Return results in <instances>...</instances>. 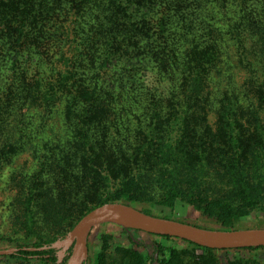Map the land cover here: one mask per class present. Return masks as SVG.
I'll use <instances>...</instances> for the list:
<instances>
[{"label": "trees", "instance_id": "16d2710c", "mask_svg": "<svg viewBox=\"0 0 264 264\" xmlns=\"http://www.w3.org/2000/svg\"><path fill=\"white\" fill-rule=\"evenodd\" d=\"M22 135L74 140L36 155L32 182H15L32 240L4 242L20 249L0 264H67L72 248L60 258L49 245L106 202L167 218L152 206L186 204L201 218L178 220L221 229L248 228L258 210L264 227V0H0V175ZM50 218L71 227L38 237ZM184 241L204 253L152 242L149 261L264 264V246L219 258ZM109 254L103 246L97 264Z\"/></svg>", "mask_w": 264, "mask_h": 264}, {"label": "rangeland", "instance_id": "374dc122", "mask_svg": "<svg viewBox=\"0 0 264 264\" xmlns=\"http://www.w3.org/2000/svg\"><path fill=\"white\" fill-rule=\"evenodd\" d=\"M214 117V116H213ZM21 150L13 157L12 164L6 166V170L0 175V248H6L9 243H4L10 240H20L27 242L32 240L29 236L28 228L21 227L18 220H16V209L14 207V198L17 193V179L25 176L33 179L38 175L36 164L37 158L45 151H49L57 147V143L72 142L73 135H38L40 139L34 138L33 135H22ZM254 135H248V140L251 141ZM38 145H37V144ZM36 155L38 156L36 158ZM9 170L13 172V178L9 181ZM140 207V205H138ZM153 211L158 215L172 216L177 219H184L187 221H199L201 214L189 205L177 203L175 207H167L160 204L152 206ZM263 213L261 211H254L251 214L243 217V226L254 227L255 224L262 220ZM80 214H76L71 221L74 223ZM71 224H67L65 220H56L50 218L49 221L40 222L37 226V236H53L60 235L66 229L69 230ZM70 231V230H69ZM68 231V232H69ZM89 255L86 264H97L98 254L103 250V246L107 247V252L112 255L108 264H151L149 261L150 248L149 244L152 242H161L165 245H173L177 249H188L191 255L204 253L202 248H195L193 244L187 243L182 239L163 238L156 235H149L145 232L135 233L134 231H126L124 227L112 222L103 223L96 226L89 236ZM107 238L105 243L104 238ZM135 239L138 244L134 253L133 260L127 259L125 249L131 246L132 239ZM255 252L264 253V249L260 248ZM254 251L242 250L240 252L216 250L217 257H232L234 255L250 256ZM61 254V251L59 252ZM142 258L141 262H137V258ZM37 258V257H36ZM30 264H41L37 259Z\"/></svg>", "mask_w": 264, "mask_h": 264}, {"label": "water", "instance_id": "95a60500", "mask_svg": "<svg viewBox=\"0 0 264 264\" xmlns=\"http://www.w3.org/2000/svg\"><path fill=\"white\" fill-rule=\"evenodd\" d=\"M112 222L128 229L168 235L190 241L202 247L213 249H234L264 246V227L248 228H208L174 218L149 214L138 207L123 202H106L86 212L60 239L51 247H61L60 258L71 247L67 264H86L89 255V236L92 230L103 223ZM49 246H24L27 250H42ZM19 247L0 248V255L13 254Z\"/></svg>", "mask_w": 264, "mask_h": 264}]
</instances>
